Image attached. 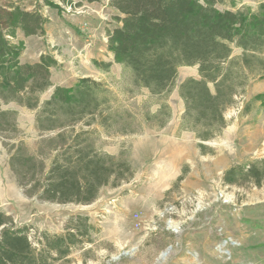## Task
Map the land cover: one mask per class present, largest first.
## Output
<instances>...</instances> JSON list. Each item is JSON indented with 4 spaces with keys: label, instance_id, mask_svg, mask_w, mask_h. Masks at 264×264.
Returning <instances> with one entry per match:
<instances>
[{
    "label": "trees",
    "instance_id": "trees-1",
    "mask_svg": "<svg viewBox=\"0 0 264 264\" xmlns=\"http://www.w3.org/2000/svg\"><path fill=\"white\" fill-rule=\"evenodd\" d=\"M58 1L80 8L101 0ZM224 4L234 8L237 0H109L117 14L112 18L116 26L106 30V50L113 63L129 72L126 92L145 90L158 100L157 109L150 112L144 106L138 120L129 110L114 106L104 83L88 77L69 87L54 86L51 96L40 103V94L52 86L50 69L59 64L48 54L22 63L23 44L12 43L7 36L14 37L16 30L25 36L43 35L47 20L40 13L42 5L35 2L27 10L0 0V132L17 131V111L1 109L9 103L35 110L39 133L54 132L40 139L34 151L23 142L9 147V168L24 194L56 204L88 205L102 188L130 180L131 164L98 150L94 129L125 135L143 127H165L171 117L165 98L175 88L180 67H196L198 74L178 86L184 106L180 130L194 135L202 154L209 151L204 142L226 127L223 114L234 97L250 80L264 79V5L256 10L217 8ZM43 5L61 12L52 1L43 0ZM234 47L241 54L232 57ZM93 64L104 71L111 66L97 60ZM258 101L264 96L252 99ZM223 182L264 187V158L232 165L223 173ZM93 230L87 216L76 215L63 234L40 233L36 247L29 240V227L17 226L0 211V264H53L66 259L72 248L90 242Z\"/></svg>",
    "mask_w": 264,
    "mask_h": 264
},
{
    "label": "rangeland",
    "instance_id": "rangeland-1",
    "mask_svg": "<svg viewBox=\"0 0 264 264\" xmlns=\"http://www.w3.org/2000/svg\"><path fill=\"white\" fill-rule=\"evenodd\" d=\"M31 10L35 2L46 18L43 35L25 36L20 30L7 38L23 44L22 63L51 55L59 64L51 68L52 86L40 94L47 100L54 86L69 87L79 78H92L106 85L113 104L132 112L139 120L144 106L157 109L158 100L147 91L130 94L129 72L113 63L106 50V30H112L117 12L109 0L71 8L58 0L61 12L43 5V0H8ZM76 2L77 0H72ZM264 0H237L217 5L219 10H252ZM241 54L233 48L232 57ZM93 60L111 62L108 71L96 68ZM198 78L196 67H180L174 90L165 98L171 117L162 129L143 127L133 134L107 133L95 128L100 151L121 156L134 169L133 177L117 187L102 188L88 205L56 204L26 196L10 171L9 147L23 142L31 151L40 139L54 132L39 133L34 126L35 110L14 103L1 109L17 111V131L0 132V211L17 226L29 227L28 237L39 247L40 233L60 235L71 217L83 215L94 226L90 242L71 249L66 259L53 264H264V187L251 183L228 185L223 173L235 164L264 158V79L249 81L243 93L224 111L226 127L204 142L202 154L191 132L180 130L184 110L178 86ZM209 87L211 89L212 85ZM182 176V180L177 178Z\"/></svg>",
    "mask_w": 264,
    "mask_h": 264
},
{
    "label": "crops",
    "instance_id": "crops-1",
    "mask_svg": "<svg viewBox=\"0 0 264 264\" xmlns=\"http://www.w3.org/2000/svg\"><path fill=\"white\" fill-rule=\"evenodd\" d=\"M68 87V86H67Z\"/></svg>",
    "mask_w": 264,
    "mask_h": 264
}]
</instances>
